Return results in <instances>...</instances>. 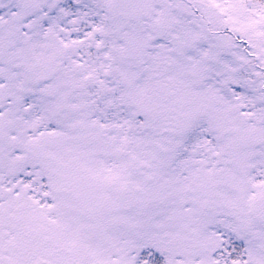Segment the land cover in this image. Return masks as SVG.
<instances>
[{
	"label": "snow or ice",
	"instance_id": "1",
	"mask_svg": "<svg viewBox=\"0 0 264 264\" xmlns=\"http://www.w3.org/2000/svg\"><path fill=\"white\" fill-rule=\"evenodd\" d=\"M0 264H264V0H0Z\"/></svg>",
	"mask_w": 264,
	"mask_h": 264
}]
</instances>
